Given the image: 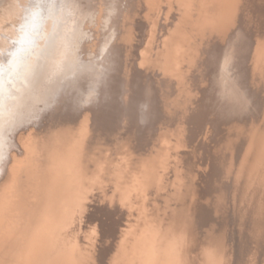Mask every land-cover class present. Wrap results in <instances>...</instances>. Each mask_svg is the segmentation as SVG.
I'll return each instance as SVG.
<instances>
[{"label":"bare ground","instance_id":"6f19581e","mask_svg":"<svg viewBox=\"0 0 264 264\" xmlns=\"http://www.w3.org/2000/svg\"><path fill=\"white\" fill-rule=\"evenodd\" d=\"M0 264H264V0H0Z\"/></svg>","mask_w":264,"mask_h":264},{"label":"snow or ice","instance_id":"6c2138e0","mask_svg":"<svg viewBox=\"0 0 264 264\" xmlns=\"http://www.w3.org/2000/svg\"><path fill=\"white\" fill-rule=\"evenodd\" d=\"M36 6H37L38 8H44V7H46L45 4L40 3V2H38Z\"/></svg>","mask_w":264,"mask_h":264}]
</instances>
